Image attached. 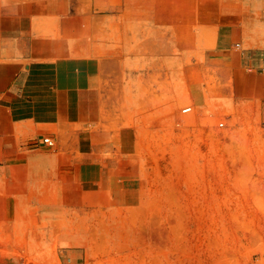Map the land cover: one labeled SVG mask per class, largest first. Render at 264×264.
<instances>
[{
    "label": "rangeland",
    "instance_id": "rangeland-1",
    "mask_svg": "<svg viewBox=\"0 0 264 264\" xmlns=\"http://www.w3.org/2000/svg\"><path fill=\"white\" fill-rule=\"evenodd\" d=\"M241 12L264 25V0ZM237 43L119 79L107 107L141 118L133 199L0 207V264H264V52Z\"/></svg>",
    "mask_w": 264,
    "mask_h": 264
},
{
    "label": "crops",
    "instance_id": "crops-1",
    "mask_svg": "<svg viewBox=\"0 0 264 264\" xmlns=\"http://www.w3.org/2000/svg\"><path fill=\"white\" fill-rule=\"evenodd\" d=\"M229 1L0 0V207L45 192L133 199L141 118L134 107L118 115L105 97L119 79L198 49L213 55L237 39L264 52V25L243 22L241 0Z\"/></svg>",
    "mask_w": 264,
    "mask_h": 264
},
{
    "label": "built area",
    "instance_id": "built-area-1",
    "mask_svg": "<svg viewBox=\"0 0 264 264\" xmlns=\"http://www.w3.org/2000/svg\"><path fill=\"white\" fill-rule=\"evenodd\" d=\"M240 43H237V46H239ZM192 110V106H187L183 109L184 112H189ZM224 122H219V126H223ZM44 143H47L49 146H54L55 143L50 137H44L43 139Z\"/></svg>",
    "mask_w": 264,
    "mask_h": 264
}]
</instances>
